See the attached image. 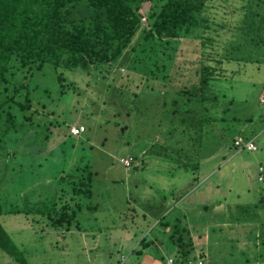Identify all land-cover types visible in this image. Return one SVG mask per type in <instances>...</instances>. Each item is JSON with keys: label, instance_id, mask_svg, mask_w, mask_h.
Segmentation results:
<instances>
[{"label": "rangeland", "instance_id": "1", "mask_svg": "<svg viewBox=\"0 0 264 264\" xmlns=\"http://www.w3.org/2000/svg\"><path fill=\"white\" fill-rule=\"evenodd\" d=\"M244 4V0H211L196 13L199 27L157 46L143 71L132 65L141 53L142 31L132 42L137 49H127L119 65L91 75L59 70L70 83L65 94L52 70H45L46 77L53 78L38 80L40 87L32 90L26 111L31 120L23 126L17 122L11 139L0 149V164L10 162L15 172L0 186V220L14 241L26 248L31 264H118L119 260L122 264L132 260V249L146 235L154 241L140 256L147 264L151 263L146 255L156 257V249L166 259L175 251L188 250L207 264H264L259 260L264 259L259 255L264 252L260 222L241 209L264 200V29L262 43H245L242 51H234L235 56L246 57L227 64L234 72L210 82L212 90L224 96L217 115L252 117L243 133L255 140V151H239L219 140L204 148L195 118L181 105L188 102L202 115L204 102L186 101L178 89L184 82L183 78L177 82L180 73L170 86L149 79L152 69L163 73L183 68L186 81L192 82L183 64L189 66L203 47L213 45L221 53L230 42L242 41L237 24ZM206 17L209 23L204 22ZM24 95L22 90L16 98L25 103ZM175 108L180 109L172 112ZM76 124L86 130L73 136L70 131ZM238 125L235 122L233 130ZM206 150H213V155L204 158ZM82 161L92 166V205L98 207L80 214L83 229L75 228L64 238L42 220L36 222L37 215L7 213L70 192L73 180L68 174ZM182 163L186 166H179ZM257 212L264 217L263 209ZM161 217L169 223L164 225ZM155 227L166 237L173 235L176 243L163 244L153 232ZM0 264L19 263L0 249Z\"/></svg>", "mask_w": 264, "mask_h": 264}, {"label": "trees", "instance_id": "2", "mask_svg": "<svg viewBox=\"0 0 264 264\" xmlns=\"http://www.w3.org/2000/svg\"><path fill=\"white\" fill-rule=\"evenodd\" d=\"M210 1L0 0V149L4 148V143L11 139L10 132L13 129L16 130L18 124L23 126L31 120V116L26 114V111L31 107L32 90L40 87L38 80L51 77H46L45 70H52L56 75L57 82L60 83L61 94H65L70 83H65L66 80L59 75V70L91 75L95 71L102 72L105 67L119 65L127 49L130 48L131 51L137 49L134 44L132 45V42L136 34L142 31L144 35L143 42H140L141 53L139 52V57L135 56L139 59L136 58L132 65L134 70L143 68V71L147 68L146 65L151 63L154 57L152 52L158 49L157 46L163 47L169 44L171 39L190 33L193 28L199 27V18L196 13H200ZM244 1L243 14L237 24L242 41L230 42L227 48L224 47L225 52L221 53L216 51L213 45L210 48L207 46L205 50L203 47L199 57L190 61L189 66H187V62L183 64L184 68H187L189 73L191 72L192 82L186 81L187 77H184L183 68L176 69L174 72L173 70L168 72L164 70L163 73H159L155 69L149 72L151 74L149 79L162 80L168 86L171 83L174 84V76H178L180 73L177 82L182 78L184 82L178 84L180 86L178 89L182 90L180 92L182 95L187 96L186 101L200 99L201 102H204L202 115H200V108H190L186 105L188 102L181 103L182 106L187 107L186 112L191 113L195 118L198 136L201 137V133H203L204 148L212 145V141L219 140V144L230 142V145L239 151L257 150H248L243 144H236V140L242 137L244 142L253 140L256 145L253 138L246 135L245 132L243 133L246 127L245 123L249 120L252 121V117L237 118L233 116L228 118L224 114L217 115L224 96L214 92L210 87L211 81L226 79L230 72L235 71L230 65L227 66L228 63L246 59L244 55L242 57L235 56L234 51H242L241 47L246 46L245 43L250 45L262 43L260 36L264 29V0ZM206 21L209 23V18H204V22ZM164 39L166 40L164 41ZM145 52L151 53V56ZM140 73L142 74V72ZM142 76L145 77L146 74H142ZM147 78L141 79L136 87L141 86ZM195 81L196 83H193ZM186 82L188 83L186 84ZM32 83H34L33 87ZM22 90H25V103L16 98ZM47 96L53 98L51 93H47ZM177 109L180 108H175L172 112ZM20 112L23 114L22 119ZM197 112L198 114L195 115ZM235 122L239 125L233 130ZM212 152L214 151L212 150ZM212 152L204 151V158L213 155ZM130 163L132 164V160ZM182 165L186 166L183 163L179 164V166ZM1 166L5 168H1ZM193 167L196 168V164H193ZM7 172L12 173L8 176ZM14 173L10 162L1 163L0 186L15 176ZM93 173L89 163L84 161L77 163L73 172L68 174L73 180L70 192L61 191L56 196L42 199L34 204L33 208H24L20 211L12 210L7 213L23 211L27 216L37 215L38 221L36 222L42 220V224L45 223L48 228L53 229L52 233H60L64 238L69 237L73 235L75 228H84L80 214L92 212L98 208L97 204L92 205ZM241 209L248 215L252 213L255 216L262 228L261 235L264 236V217L257 212L258 209L264 210V200L241 206ZM161 219L164 225L169 223L162 217ZM153 232L162 237L163 244L176 243L173 235L166 237L165 231L155 227ZM179 238H183L182 233ZM152 242L154 241H149L146 235L140 241L139 246L132 249V260H125L122 264H147L142 261L140 256L149 251L147 248ZM172 244H170L171 247ZM0 249L19 264H31L26 248L14 241L1 220ZM51 249H56V247ZM155 252L156 257L154 254L146 255L151 264H165L168 259H171V264H196L198 260L188 250L175 251L168 259L163 253L161 254V250L156 249ZM259 255H264V252H260ZM259 260L264 261L260 258ZM118 264H121L120 260Z\"/></svg>", "mask_w": 264, "mask_h": 264}, {"label": "built area", "instance_id": "3", "mask_svg": "<svg viewBox=\"0 0 264 264\" xmlns=\"http://www.w3.org/2000/svg\"><path fill=\"white\" fill-rule=\"evenodd\" d=\"M85 130V126L82 125V124H76L73 126V128H71V134L74 135V136H78L80 135L81 133H83ZM236 144H243L244 147H246L248 150H252V149H255L256 146L253 142V140H250V141H247V142H244V139L242 137H239L237 140H236ZM196 264H207V262H205V260H203V258H198Z\"/></svg>", "mask_w": 264, "mask_h": 264}, {"label": "crops", "instance_id": "4", "mask_svg": "<svg viewBox=\"0 0 264 264\" xmlns=\"http://www.w3.org/2000/svg\"><path fill=\"white\" fill-rule=\"evenodd\" d=\"M207 180H213V178L211 177V178H208ZM200 184H204V181L202 182V183H200ZM176 206H174L173 208H175Z\"/></svg>", "mask_w": 264, "mask_h": 264}]
</instances>
